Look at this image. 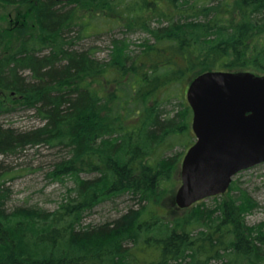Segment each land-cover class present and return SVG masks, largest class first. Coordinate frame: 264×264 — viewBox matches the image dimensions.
Instances as JSON below:
<instances>
[{"label": "trees", "instance_id": "obj_1", "mask_svg": "<svg viewBox=\"0 0 264 264\" xmlns=\"http://www.w3.org/2000/svg\"><path fill=\"white\" fill-rule=\"evenodd\" d=\"M131 1L0 0L6 6L30 4L36 23L35 33L0 54V91L8 93L0 98V116L23 108L43 122L25 132L0 125V167L2 158L44 146L59 150L49 176L73 182L53 211L8 209L9 173L0 168V264H264V221L247 223L259 204L234 182L226 194L213 197V209L204 200L169 218L155 208L178 165L175 156L157 150L169 149L177 133L188 131L192 110L181 103L171 115L163 105L172 98L149 103L186 74L190 83L212 71L264 75L256 73H264V0H135L139 9ZM90 3L117 16L125 23L120 27L150 37L140 46L139 61L132 60L137 74L122 84L128 45L113 42L122 63L113 66L109 83L122 96L112 107L91 78L111 70L116 54L112 63L100 64L90 51L75 49L79 36L69 37L78 5ZM169 4L168 12L161 9ZM6 45L0 30V53ZM5 99L19 105L7 107ZM110 110L122 112L123 123L113 124L105 113ZM124 195L145 205L111 224L83 225L94 208Z\"/></svg>", "mask_w": 264, "mask_h": 264}, {"label": "rangeland", "instance_id": "obj_2", "mask_svg": "<svg viewBox=\"0 0 264 264\" xmlns=\"http://www.w3.org/2000/svg\"><path fill=\"white\" fill-rule=\"evenodd\" d=\"M125 2V0H123ZM235 2L236 0H231ZM130 2V0H129ZM133 4L135 0L131 1ZM212 0H200L203 5H210ZM136 3H138L136 1ZM138 8V4H136ZM167 3V2H166ZM168 4V3H167ZM171 5L162 6V10L168 12ZM174 10V7L172 6ZM33 7L30 4L17 5V6H6L0 3V30L4 31L8 37V45L1 51L3 53L14 50L24 34L31 33L34 25H36L33 18ZM97 9L94 3L90 4H79L76 22L71 26H75L74 31L69 34V37L76 38L77 44L76 50L90 51L93 54V58L101 63H112V57L114 61L112 63L111 70H104L101 74H95L91 81L93 87L97 90L99 95H107L110 100V107L115 103L117 95H121L116 89V85L109 83V80L113 78L114 71L113 66L120 60L119 53L114 41L117 44L128 45L127 52L130 55V61L125 70L120 72L121 80L120 84L124 81L129 80L133 75L137 74L131 70L132 60L139 61V50L144 40L150 37L140 30L130 31L126 28L120 27L125 23L119 22L117 16L109 15L107 12ZM170 13V12H169ZM176 21V20H175ZM178 21V19H177ZM32 33L36 32V28L33 29ZM38 30V29H37ZM120 62L118 63L119 65ZM120 69V66H118ZM112 70L114 72H112ZM132 71V72H131ZM258 74H264L262 72H256ZM125 76L126 80H125ZM140 78V75L137 79ZM178 85L173 87H167L164 90H158L155 95H151L149 103L154 100L167 101L172 98L171 101L166 102L163 106L165 109H170L171 115L177 110H180L181 103L184 105L188 104L187 101V90L190 85L188 75L183 76L182 80ZM119 93V94H116ZM7 96L8 93L0 91V98ZM7 107L17 106L19 103H9L7 99ZM191 108V107H190ZM192 110V109H191ZM106 117L109 118L115 125H120L122 118L124 121L123 113H116L113 110L105 112ZM113 116H117L112 119ZM112 119V120H111ZM138 119L130 122L134 125ZM193 112L192 117L189 120L188 131L184 134L177 133L172 138L169 149L157 150V155L164 157L175 156L178 165L175 166L170 175H167L165 183L160 188L159 192L163 193V198L160 200L155 208H158L160 214L172 217L176 212L180 215L186 214V209L179 211L175 203V195L178 188L181 185V166L186 152L196 141L195 134L192 130ZM0 125L4 128L13 129L18 132H25L39 128L43 125V122L35 116V113L30 110L19 108L13 112L5 113L0 116ZM59 150L51 149L48 147H28L23 150L20 154L14 157L2 158L1 159V171L2 173H9L4 183V188L9 191V199L7 201L8 209H15L16 207H30L37 206L49 211H53L58 208L60 203L67 197L70 189L73 187V182L70 179H63L61 181L53 180L49 175L53 171L55 163L58 162ZM156 155V153H155ZM94 175L83 174V178H89ZM170 179V180H169ZM236 184L242 190L249 193L255 202L259 204V208L253 213L248 215L247 223L250 226L257 225L264 221V163L257 165L251 169L240 172L234 179ZM8 193V192H7ZM232 193L239 194L234 191ZM205 206L209 209H213L217 205V201L213 198H209L204 201ZM143 205L139 204L137 200L132 199L129 195L121 196L113 201H106L96 208L85 218L83 225L99 227L106 224H111L128 213L130 211H138ZM191 208V207H190ZM188 208V209H190ZM178 210V211H177Z\"/></svg>", "mask_w": 264, "mask_h": 264}, {"label": "water", "instance_id": "obj_3", "mask_svg": "<svg viewBox=\"0 0 264 264\" xmlns=\"http://www.w3.org/2000/svg\"><path fill=\"white\" fill-rule=\"evenodd\" d=\"M196 141L181 166V210L224 195L242 171L264 163V75L212 71L187 90Z\"/></svg>", "mask_w": 264, "mask_h": 264}]
</instances>
